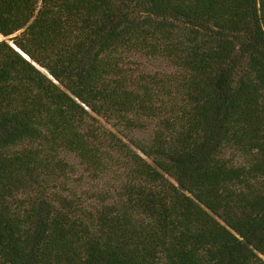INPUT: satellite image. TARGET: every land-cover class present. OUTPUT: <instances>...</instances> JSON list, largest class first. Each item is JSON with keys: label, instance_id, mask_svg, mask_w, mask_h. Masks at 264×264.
Instances as JSON below:
<instances>
[{"label": "trees", "instance_id": "16d2710c", "mask_svg": "<svg viewBox=\"0 0 264 264\" xmlns=\"http://www.w3.org/2000/svg\"><path fill=\"white\" fill-rule=\"evenodd\" d=\"M0 264H264V0H0Z\"/></svg>", "mask_w": 264, "mask_h": 264}, {"label": "water", "instance_id": "95a60500", "mask_svg": "<svg viewBox=\"0 0 264 264\" xmlns=\"http://www.w3.org/2000/svg\"><path fill=\"white\" fill-rule=\"evenodd\" d=\"M28 57V56H27Z\"/></svg>", "mask_w": 264, "mask_h": 264}]
</instances>
